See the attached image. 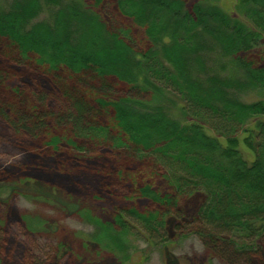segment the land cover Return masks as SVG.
<instances>
[{"label":"trees","instance_id":"1","mask_svg":"<svg viewBox=\"0 0 264 264\" xmlns=\"http://www.w3.org/2000/svg\"><path fill=\"white\" fill-rule=\"evenodd\" d=\"M263 45L264 0H0V126L21 150L39 142L25 150L27 174L49 154L57 171L88 167V151L121 159L103 187L128 186L117 195L130 206L111 222L80 212L89 243L120 264L141 242L168 245V220L199 194L191 234L212 255L253 257L264 239ZM254 92V103L236 96ZM135 164L150 178L137 183ZM13 174L0 168V183Z\"/></svg>","mask_w":264,"mask_h":264},{"label":"rangeland","instance_id":"2","mask_svg":"<svg viewBox=\"0 0 264 264\" xmlns=\"http://www.w3.org/2000/svg\"><path fill=\"white\" fill-rule=\"evenodd\" d=\"M225 7L232 10L231 2H227ZM48 19V14H44L38 21ZM139 34L143 40L142 32L139 31ZM255 55H259L260 66L264 67V45ZM230 74L227 71L223 76ZM236 96L247 104L261 98L255 92ZM173 118L181 120L177 107ZM254 123L250 126H254ZM0 128V168L14 172L13 178L0 183V264H120L114 255L89 243L87 235L94 228L80 216V212L88 209L100 221L111 222L116 210L130 206L128 201L121 200L117 194L128 191L126 182L130 186L150 178L145 170L138 164L131 167L139 179L124 170L125 175L133 176L137 183L119 179L125 182V190L115 188L108 191L105 190L107 187H103L106 184L104 174L115 176L120 171L122 161L104 155L103 151H88L81 155L88 167L66 166L57 171L54 159L49 154L42 165L36 162L29 174L22 170L20 172L25 162L30 161L31 154L25 150H30L32 144L38 145L39 142L25 141V148L21 150L11 136L10 140L4 137L10 134L9 131L4 126ZM114 153L116 156L117 152ZM242 154L248 160L253 158L243 147ZM107 180L110 182L109 178ZM155 182L156 187L165 190L161 179ZM96 194L102 195L103 200H94L92 196ZM133 202L138 210L149 205L144 200L134 199ZM203 202L201 194L184 199L178 213L168 220L170 243L149 248L141 242L135 246L137 252L129 264H264V239L253 258L247 253L235 254L223 248L212 255L205 242L191 234L192 222ZM26 219L33 221L28 225Z\"/></svg>","mask_w":264,"mask_h":264}]
</instances>
